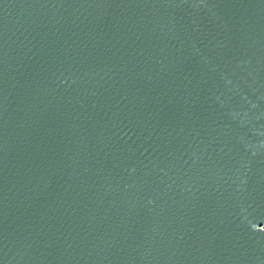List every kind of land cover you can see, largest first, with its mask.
<instances>
[{
    "label": "water",
    "instance_id": "water-1",
    "mask_svg": "<svg viewBox=\"0 0 264 264\" xmlns=\"http://www.w3.org/2000/svg\"><path fill=\"white\" fill-rule=\"evenodd\" d=\"M0 264H264V0H0Z\"/></svg>",
    "mask_w": 264,
    "mask_h": 264
}]
</instances>
